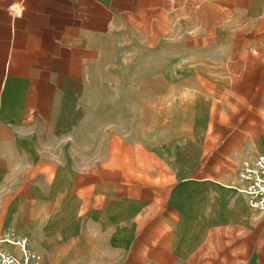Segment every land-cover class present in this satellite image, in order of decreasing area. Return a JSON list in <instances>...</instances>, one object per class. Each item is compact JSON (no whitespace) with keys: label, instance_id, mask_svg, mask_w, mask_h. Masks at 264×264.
<instances>
[{"label":"crops","instance_id":"crops-1","mask_svg":"<svg viewBox=\"0 0 264 264\" xmlns=\"http://www.w3.org/2000/svg\"><path fill=\"white\" fill-rule=\"evenodd\" d=\"M186 11L183 0H0V235L27 236L40 264H264V218L238 176L178 180L167 211L129 166L70 158L118 138L102 112L133 101L106 82L123 39L197 38ZM172 69L181 76L180 53Z\"/></svg>","mask_w":264,"mask_h":264},{"label":"rangeland","instance_id":"rangeland-1","mask_svg":"<svg viewBox=\"0 0 264 264\" xmlns=\"http://www.w3.org/2000/svg\"><path fill=\"white\" fill-rule=\"evenodd\" d=\"M183 4V19L196 20L197 38H124L113 62L118 69L106 82L120 84L117 93L133 101L102 112L117 123L118 138L88 140L97 153L70 155L86 169L108 162L129 166L131 178L148 180L151 201L165 202L167 211L173 210L176 181L233 184L239 164L264 152V0ZM175 53L181 54V76L173 74ZM126 127L132 139L122 137ZM109 147L117 153L107 154Z\"/></svg>","mask_w":264,"mask_h":264},{"label":"built area","instance_id":"built-area-1","mask_svg":"<svg viewBox=\"0 0 264 264\" xmlns=\"http://www.w3.org/2000/svg\"><path fill=\"white\" fill-rule=\"evenodd\" d=\"M238 177V190L246 196L249 207L264 218V152L244 159L238 166ZM0 264H39V255L31 249L27 236L7 235L0 237Z\"/></svg>","mask_w":264,"mask_h":264},{"label":"bare ground","instance_id":"bare-ground-1","mask_svg":"<svg viewBox=\"0 0 264 264\" xmlns=\"http://www.w3.org/2000/svg\"><path fill=\"white\" fill-rule=\"evenodd\" d=\"M238 180H239V182H240V179H239V177H238ZM240 184H241V182H240Z\"/></svg>","mask_w":264,"mask_h":264}]
</instances>
